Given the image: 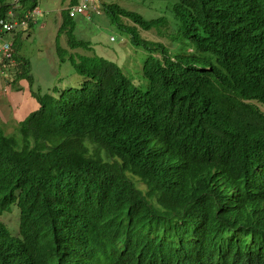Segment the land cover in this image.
Masks as SVG:
<instances>
[{"label":"clouds","instance_id":"obj_1","mask_svg":"<svg viewBox=\"0 0 264 264\" xmlns=\"http://www.w3.org/2000/svg\"><path fill=\"white\" fill-rule=\"evenodd\" d=\"M11 3L13 6L7 16L0 18L2 40L0 43H11V55L0 56V73L6 76L11 88L16 86L17 91L22 93L27 102L30 100L35 106L32 109L25 108L24 103V107L19 104L10 105L4 114H0V128L6 136L20 139L28 116L40 110L38 97L45 93L58 95V91L67 88L61 89L62 86L55 84L47 92H37L33 88V76L31 82L26 77H18L25 69L29 72L30 61L25 56L17 57L14 38L16 36L17 40L32 32L34 24L39 22L36 17L41 14V10L38 6L22 17L19 0H11ZM203 3V9L206 11L203 21L209 35L222 34L229 40L239 39L243 34L242 20L247 21L253 25L252 29L257 26L261 32L257 41L253 43L254 51L251 57H264V48L259 44V40L264 36V0H198V6ZM144 4L153 10L148 14L135 12L149 21H154L149 23V27L128 16H121L113 23L126 34L121 42L125 47L120 48L116 62L97 53L88 54L100 44L92 34L83 37L81 35L78 38L68 36L64 43H61L60 33L65 28L71 26V30H82L83 34L87 29V22L92 21L94 16L102 18L107 12L105 0H71L69 8L62 10V22L59 25V34L56 35L55 46L60 59H64L62 58L64 51L71 50L75 51L78 57L109 59L123 67L127 62H131L128 57L134 56L137 75H131V80L137 85L136 93H143L149 85V75L146 77L142 73V65L150 52L147 53L133 45L134 33L138 31L143 37L154 42H162L169 49V52L161 57L164 70L158 72L159 77L155 80L165 86L188 82L181 79L187 69L178 71L176 68L170 74L165 72L168 61L180 62L183 60L180 56L190 57L188 56L190 53H198L189 42L186 43L190 45L189 50L183 52L182 47L180 48L182 38L172 40L160 35V32L176 26L172 0H144ZM77 6L82 7V10L75 11ZM159 12L162 15L152 17ZM77 15L86 18V22L74 26L73 19ZM66 17L71 18V23L65 22ZM165 18L170 25L160 23L159 27L154 26ZM111 19L114 21L112 16ZM189 22L191 23L192 19H189ZM63 23L66 24L65 27H62ZM4 24H12V28L6 29ZM5 35L11 36L5 38ZM111 40H115V37L111 36ZM245 45L244 42L233 44L235 49H243ZM129 49L131 51H128ZM77 50L83 52L79 53ZM139 54L143 55L141 60H137ZM153 54L159 55L155 52ZM72 55L73 53H70V58H73ZM201 58L206 62L201 65L191 63V67L213 73L212 67L217 66L227 76L228 94L235 102V106L223 102L220 108L234 110L233 114L228 116L229 119L236 118L231 126L248 120L256 130L264 131V63H248L245 71L255 78H262L247 95L240 97L236 102L229 84L232 81L231 69L216 56ZM26 62L28 67H25ZM129 65L131 67V64ZM81 78L82 83L83 77ZM22 80L26 82V86L20 84ZM81 83L68 89H74ZM201 88L211 90L212 85ZM149 95L144 94L140 99L145 100ZM158 109L161 116L165 115L169 105L159 98ZM179 113L193 115L194 120L189 127L181 130L177 123L158 122L160 130L153 144L142 148L140 146L130 155L131 171L129 168L124 171L128 176L125 185L136 195L133 202L129 203V209L116 208L109 222V231L106 234L99 233L100 222L85 211L75 213L72 210L69 218H56L53 223L44 219L41 224L44 236L39 246V252H42L44 260L49 264H96L101 254L106 255L115 251L118 254L130 240H141L145 242V246L151 245L156 252L168 258L171 264H183L189 258H194L193 264H211L210 259L218 255L227 260L235 256L238 264L264 263V231L256 228L264 216V158L249 171L233 170L238 159L254 142H257L260 154L264 157V140H240L233 137L222 144L213 142V138L224 130L215 129L217 120L215 105L199 106V103L195 102L181 108ZM34 121L38 122L34 133L37 129H40L41 133L47 130L43 135L46 138L51 136L60 138L69 125L67 119L48 120L36 117ZM9 127H12V130H9ZM4 147L0 145V220L13 234H17L19 230L17 201L12 200L5 189L20 184L23 176L21 169L4 157ZM141 164L151 166L149 175L141 174ZM115 185L112 188L113 197ZM241 241L246 243L245 247ZM24 251L21 244L8 240L0 223V264H30L28 260L36 264ZM143 259L139 256L138 264H152V258Z\"/></svg>","mask_w":264,"mask_h":264},{"label":"trees","instance_id":"obj_2","mask_svg":"<svg viewBox=\"0 0 264 264\" xmlns=\"http://www.w3.org/2000/svg\"><path fill=\"white\" fill-rule=\"evenodd\" d=\"M19 2L22 17H25L28 11L39 6L40 0ZM172 2L176 26L160 32V35L172 40L182 38L181 45L189 42L198 53H190V57L180 56L183 59L180 62L168 61L165 72L170 74L176 68L178 71L187 69L181 79L191 84L183 82L165 86L157 82L155 78L159 77L158 72L164 70L161 57L166 55L169 49L162 42H154L136 31L133 45L147 53L150 52L142 65V73L146 77L149 75V85L145 92L136 93L137 85L131 80V75L114 61L83 57L75 66L83 77V82L74 89L58 91V95L45 93L38 97L40 110L28 116L20 139L6 136L0 128V145L5 146L3 155L8 162L21 169L23 176L20 184L5 189L12 200L17 201L18 233L13 234L1 220L0 223L8 240L21 244L24 253H28L36 264H49L42 258V252H39L44 236L41 230L44 219L53 223L56 218H69L72 210L75 213L85 211L100 222L99 233L106 234L109 231V222L116 208L129 209V203L133 202L136 195L125 185L128 176L124 171L127 168L131 171L130 155L140 146L142 148L153 144L160 130L158 122L177 123L181 130L189 127L194 120L193 115H181V108L195 102L199 103V106H216L215 129L224 130L213 138L215 143L222 144L233 137L240 140H264V131L256 130L248 120L231 126L236 120L235 117L228 118L233 114V109L221 110L223 102L235 106L228 94L226 74L217 66H213V73H209L190 65L205 63L201 57L216 56L224 61L232 72V81L229 84L237 102L262 78H255L245 71L248 63H264L263 56L251 57L254 51L253 43L261 33L259 28L255 26L252 29V24L242 20L243 34L239 39L229 40L222 34L212 36L208 34L203 21L206 16L204 3L198 6V0ZM12 6L10 1L0 0V18L6 17ZM106 10L114 22L121 16L133 18L145 27L154 22L118 4L110 5ZM189 19H192L191 23ZM65 22L71 23V18L66 17ZM157 23L155 27H159L160 23L170 25L167 18ZM65 26L63 23L62 27ZM144 30L149 31L147 28ZM243 42L246 43L243 49H235L233 46ZM259 44L264 48V36L259 40ZM154 52L159 55H154ZM128 60L133 64L136 62L134 56L128 57ZM25 67H28V62ZM123 67L129 68L130 65L126 63ZM18 77H26L32 81V75L26 69L21 71ZM210 84L211 90L201 88ZM144 94L150 95L141 100ZM159 98L169 105V110L162 116L158 109ZM36 117L48 120L67 119L69 125L60 138H46L43 135L47 130L41 133V130L37 129L34 133V128L38 125V122L34 121ZM263 158L257 142H254L249 150L241 155L233 170L249 171ZM140 168L142 175L150 174L151 166L141 164ZM114 185L115 197L112 195ZM256 228L264 231V216ZM241 243L245 247L246 243ZM139 256H142V259L152 258V264H171L168 258L156 252L151 245L145 246V242L141 240H130L118 254L116 251L101 254L96 264H138ZM233 257L227 260L218 255L211 258L210 263L238 264L235 256ZM193 261L194 258H189L183 264H193ZM28 263L32 264L30 260Z\"/></svg>","mask_w":264,"mask_h":264},{"label":"rangeland","instance_id":"obj_3","mask_svg":"<svg viewBox=\"0 0 264 264\" xmlns=\"http://www.w3.org/2000/svg\"><path fill=\"white\" fill-rule=\"evenodd\" d=\"M8 1L11 2V0ZM105 2L106 5L109 4V6L111 4H120L131 10L143 12L144 14H148L150 10H153L144 4V0H105ZM106 5L105 8L108 7V5ZM69 6L70 0H40L39 8L41 14L36 17L39 19L38 24H34V28L29 35H24L23 38H19L15 42L17 57L25 56L27 60L30 61L29 72L33 76L32 84L34 90L37 92H47L52 89L55 84L62 86L61 89L75 87L76 84L82 81L75 66L78 65L83 57H78L75 51L67 50L62 54V58L64 59L61 60L60 55L56 52V35L59 34V25L62 22L61 13L63 9H67ZM160 15H162V13L159 12L152 17L156 18ZM81 19L82 15H77L73 21L79 23ZM87 23V29L83 34L82 30H71V26L65 28L60 33L61 43L63 44L68 36L78 38L81 35L83 37V35L87 36L92 34L95 40L100 42V44L88 54L93 55L97 53L116 61L119 57L120 48L125 47L121 42L126 34L116 25H113L114 21H112L108 12L104 13L102 18L99 19L97 16H94L92 21ZM111 36H114L115 40H111ZM189 46L188 44L181 45L182 51L186 52L189 50ZM100 51L109 53V55L101 53ZM128 51H131V49ZM128 51H126V54ZM82 52L79 51V53ZM70 53H73V58H70ZM142 57L143 55L139 54L137 60H141ZM127 64H131V67L124 68L121 64L120 65L128 74L132 76L137 75V73H135V65L132 62H127ZM8 129L12 130V127Z\"/></svg>","mask_w":264,"mask_h":264},{"label":"crops","instance_id":"obj_4","mask_svg":"<svg viewBox=\"0 0 264 264\" xmlns=\"http://www.w3.org/2000/svg\"><path fill=\"white\" fill-rule=\"evenodd\" d=\"M77 2H74V3H77ZM85 19L86 18H84L82 16V19L80 20V22L74 23V26L80 25V24L82 25V23L86 22ZM7 36H9V38H10L11 35H5V38ZM20 84L22 86L27 85L24 80L20 81ZM23 103L26 104L25 108L31 107L32 109H34L35 103H33L30 100H29V102H27V100L22 95V93L17 91L16 86L11 88L8 80L6 79V76L1 75V73H0V114H4L10 105L19 104L21 107H24Z\"/></svg>","mask_w":264,"mask_h":264},{"label":"built area","instance_id":"obj_5","mask_svg":"<svg viewBox=\"0 0 264 264\" xmlns=\"http://www.w3.org/2000/svg\"><path fill=\"white\" fill-rule=\"evenodd\" d=\"M81 11L82 7L77 6L75 7V11ZM4 27L6 29H11L12 28V24H4ZM10 56L11 55V43L5 42V43H0V56Z\"/></svg>","mask_w":264,"mask_h":264}]
</instances>
